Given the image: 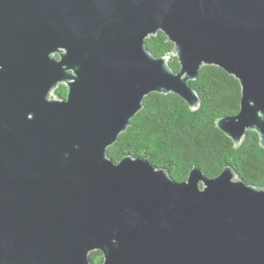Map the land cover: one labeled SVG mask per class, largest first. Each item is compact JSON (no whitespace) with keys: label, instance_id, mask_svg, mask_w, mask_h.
Instances as JSON below:
<instances>
[{"label":"water","instance_id":"water-1","mask_svg":"<svg viewBox=\"0 0 264 264\" xmlns=\"http://www.w3.org/2000/svg\"><path fill=\"white\" fill-rule=\"evenodd\" d=\"M204 65L241 84L218 128L264 148V0H0V264H264V187L108 152L152 92L197 109Z\"/></svg>","mask_w":264,"mask_h":264},{"label":"trees","instance_id":"trees-1","mask_svg":"<svg viewBox=\"0 0 264 264\" xmlns=\"http://www.w3.org/2000/svg\"><path fill=\"white\" fill-rule=\"evenodd\" d=\"M146 45L158 57L169 56L170 66L176 72L180 70L172 54L174 44L165 33L146 38ZM190 84L200 98L197 109H191L177 94L152 92L128 129L108 148L109 155L115 161L127 154L143 156L167 168L177 180L186 179L194 165L208 176L218 175L224 166L231 165L248 183L264 187V148L259 134L249 130L241 145L236 146L217 126L218 118L240 109L239 80L219 66L204 65ZM67 93V86L62 84L54 95L62 98ZM90 255L94 264H102L101 251Z\"/></svg>","mask_w":264,"mask_h":264},{"label":"flooded vegetation","instance_id":"flooded-vegetation-1","mask_svg":"<svg viewBox=\"0 0 264 264\" xmlns=\"http://www.w3.org/2000/svg\"><path fill=\"white\" fill-rule=\"evenodd\" d=\"M65 85V84H64ZM65 97V96H64Z\"/></svg>","mask_w":264,"mask_h":264}]
</instances>
